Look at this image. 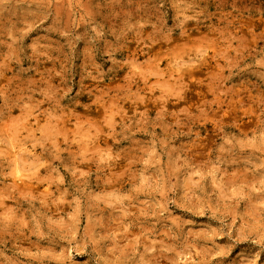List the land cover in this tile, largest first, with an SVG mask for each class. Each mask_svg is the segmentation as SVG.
I'll return each mask as SVG.
<instances>
[{
    "label": "rangeland",
    "instance_id": "obj_1",
    "mask_svg": "<svg viewBox=\"0 0 264 264\" xmlns=\"http://www.w3.org/2000/svg\"><path fill=\"white\" fill-rule=\"evenodd\" d=\"M0 264H264V0H0Z\"/></svg>",
    "mask_w": 264,
    "mask_h": 264
},
{
    "label": "bare ground",
    "instance_id": "obj_2",
    "mask_svg": "<svg viewBox=\"0 0 264 264\" xmlns=\"http://www.w3.org/2000/svg\"><path fill=\"white\" fill-rule=\"evenodd\" d=\"M243 31L247 32V28L243 27ZM247 34H250V33L248 32ZM16 180H17V183H18L20 186H24V185H26V182H25V180H24V178H23L22 175H17V179H16Z\"/></svg>",
    "mask_w": 264,
    "mask_h": 264
}]
</instances>
